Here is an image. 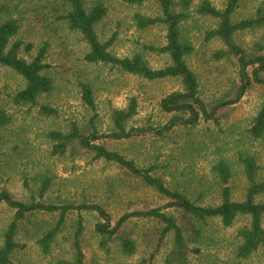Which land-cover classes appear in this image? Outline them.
<instances>
[{"label": "rangeland", "instance_id": "rangeland-1", "mask_svg": "<svg viewBox=\"0 0 264 264\" xmlns=\"http://www.w3.org/2000/svg\"><path fill=\"white\" fill-rule=\"evenodd\" d=\"M21 1L17 11L22 15L21 37L33 43V47L29 52L22 49L19 55L30 61L49 35L43 25L33 21L36 17L27 8L28 0ZM84 1L88 6L91 3ZM102 1L106 13L97 23L96 31L101 42L114 37L108 48L111 54L120 58L139 54L152 69L171 63L169 55L147 49L165 44L166 27L156 24L142 29L133 20L134 13L159 15L155 0L141 5H129L122 0ZM173 1L175 11L184 15L179 24L180 38L192 46L185 60L197 75L199 95L206 109L210 111L218 100L233 96L246 78L248 86L240 101L216 109V120H206L199 112L195 124L185 125L188 112L162 104L166 96L183 90L177 78L146 80L111 65L89 63L84 59L87 48L80 34L65 27H57L56 33L48 38L50 45L44 60L47 68L43 73L50 77L53 87L40 95L35 106L14 103L13 97L24 88L25 81L12 69L0 65V107L10 116V121L0 127V192L6 191L22 202L101 206L107 217L96 211L80 213L83 229L79 240L84 264H168L166 257L173 248V233H167L159 243V222L152 218H131L116 227L111 239L105 242L106 236L97 229L99 226L111 230L124 213L157 207L168 198L116 163L95 158L92 151L74 155L70 149L63 154L53 152L48 134L67 133L71 122L86 135L92 131L93 116L96 132L109 134L114 129L112 111L126 108L129 97L135 96L137 113L128 120L126 129L134 128L138 134L129 138H99L94 144L122 154L139 168L151 167L152 175L160 177L166 187L202 206L220 202V182L212 170L220 160L230 168L233 200L243 199L247 186L239 155L254 157L257 179L264 181V129L258 137L250 132L264 105V85L255 82L252 73L257 65L242 66L227 52L218 36L209 38L208 34L219 26V19L198 12L202 1L222 9L226 0ZM258 8L264 12V0H240L232 21L253 17ZM232 41L245 54L264 57L263 24L235 32ZM217 53L222 55L216 56ZM257 72L264 77V64ZM82 83L92 89L94 110L81 98ZM41 105L52 108L55 114L41 112ZM175 117L179 119L174 120ZM166 126L160 135L151 130ZM46 179L49 186L40 199V187ZM258 199L263 200L264 194ZM14 212L0 202V247ZM58 213L35 212L19 221L15 240L22 247L15 251L11 264H58L72 260L78 218L75 211L66 214L48 252L38 243L54 227ZM166 213L175 218L184 233L189 264H264L262 248L246 259L236 255L240 243L237 232L248 224L247 217L238 216L231 226L225 227L219 218L197 221L182 214L179 208H169ZM122 235L134 244L130 254L122 249Z\"/></svg>", "mask_w": 264, "mask_h": 264}, {"label": "trees", "instance_id": "trees-1", "mask_svg": "<svg viewBox=\"0 0 264 264\" xmlns=\"http://www.w3.org/2000/svg\"><path fill=\"white\" fill-rule=\"evenodd\" d=\"M129 5H141L148 0H122ZM158 3L160 14L155 17L144 16L140 13H134L133 20L138 28H146L152 25L160 24L166 27V42L159 47H147L150 51L167 54L171 63L163 68L152 69L142 59L139 54L133 57H117L108 50L114 37L106 42H101L97 31V23L104 17L106 6L102 0H91L88 6L84 0H28V10L35 14L33 21L40 23L45 28V33L49 36L43 39L38 47L37 53L30 61H27L19 55L23 49L29 52L33 43L25 42L21 37L22 15L18 13V6L21 0L14 3L15 0H0V65L6 66L18 73L25 81V86L19 90L13 97L17 105L35 106L38 98L43 93L49 92L52 87L50 77L43 71L47 68L44 61L50 45L52 34L56 33L57 27L80 34L81 39L86 45L84 59L89 63H102L117 67L121 71L138 75L146 80H155L161 78H177L182 86V91L173 92L162 100L165 108H177L189 113V119L183 121L185 125H193L198 121L199 112L204 119L216 120L218 108H227L238 103L243 96L247 86L244 82L233 96L224 97L208 111L204 101L200 97L199 82L195 72L188 66L185 56L192 52V46L180 38V21L184 15L175 11L173 0H155ZM240 0H226L222 9L212 6L208 1H202L198 7V12L208 14L219 19V26L208 34V37L218 36L227 47V52L235 56L238 62L243 66H255L253 68V78L255 82L264 85V77L259 76L257 69H261L264 64V57L250 56L245 54L243 49L233 43V34L239 30L264 25V12L258 8L255 16L245 18L240 21H232V15L239 6ZM222 54L217 53L216 56ZM245 66V67H246ZM81 98L83 102L92 110L95 109L92 89L87 84H81ZM165 105H168L166 107ZM138 102L135 96L129 97L128 104L124 109H114L112 111V122L114 129L109 134H98L94 128L93 116L90 119L92 131L88 134L79 132L75 122H71L70 130L67 133L52 131L48 134L49 140L53 141V152L63 154L70 149L71 154L92 151L95 158H104L112 161L120 167L126 169L135 176L140 177L143 182L153 187L160 194L168 198L165 203L147 210H134L121 215L116 221L115 227L97 228L106 236L105 242L109 241L116 230L131 218H152L160 223L158 242L167 235L173 233V248L166 257L168 264H189L187 259V245L184 233L178 226L175 218L166 213L169 208L177 209L190 218L197 221H203L206 218H219L225 227L231 226L238 216L247 217L249 222L241 227L237 235L240 243L236 247V255L239 258L246 259L259 249H264V226L262 220L264 217V199L258 198L264 194V181L257 179V165L254 157L239 155V161L243 166L247 186L245 194L241 200L231 198L230 178L231 172L228 164L220 160L213 165L212 170L216 173L220 182V202L218 204L202 206L189 200L177 191L171 190L165 186L160 177L152 175L151 167L139 168L134 161L126 158L122 154L106 149L104 146L94 144L99 138H129L131 135L138 134L134 128L126 129V123L137 113ZM40 111L46 114H55L54 110L47 105H41ZM174 120L179 119L177 117ZM10 121V116L0 107V127L5 126ZM168 127H163L155 131V135H160ZM264 129V105L257 113L254 124L250 132L254 136H260ZM49 186V180L43 181L39 195L42 199L43 194ZM0 202H5L15 210L12 221L4 232V239L0 247V264H11L12 256L15 251L22 247L15 240L17 226L19 221L25 219L28 215L35 212L52 213L59 212L58 220L53 228L48 230L38 243L44 252L50 249V243L59 231L64 222L65 216L70 211L78 213L76 229L74 232L73 246L74 255L72 260H62L58 264H84V254L80 245V234L82 233L83 211H96L100 216H106L104 209L95 204L87 203H67L55 204L47 203L41 200H32L22 202L15 200L8 192H0ZM123 251L132 253L134 251L133 242L124 235L120 237ZM158 243V245H159ZM158 247V246H157Z\"/></svg>", "mask_w": 264, "mask_h": 264}, {"label": "crops", "instance_id": "crops-1", "mask_svg": "<svg viewBox=\"0 0 264 264\" xmlns=\"http://www.w3.org/2000/svg\"><path fill=\"white\" fill-rule=\"evenodd\" d=\"M160 129H161V128H156L155 131H156V130L158 131V130H160ZM139 132H142V131H139Z\"/></svg>", "mask_w": 264, "mask_h": 264}]
</instances>
